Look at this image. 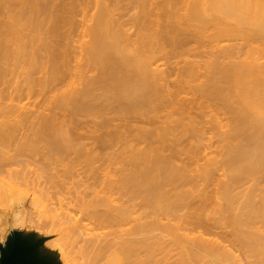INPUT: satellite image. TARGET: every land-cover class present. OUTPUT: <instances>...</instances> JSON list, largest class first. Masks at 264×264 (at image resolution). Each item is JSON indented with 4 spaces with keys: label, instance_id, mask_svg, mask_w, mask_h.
Returning <instances> with one entry per match:
<instances>
[{
    "label": "bare ground",
    "instance_id": "bare-ground-1",
    "mask_svg": "<svg viewBox=\"0 0 264 264\" xmlns=\"http://www.w3.org/2000/svg\"><path fill=\"white\" fill-rule=\"evenodd\" d=\"M0 118L66 178L119 160L81 264H264V0H0Z\"/></svg>",
    "mask_w": 264,
    "mask_h": 264
},
{
    "label": "rangeland",
    "instance_id": "rangeland-1",
    "mask_svg": "<svg viewBox=\"0 0 264 264\" xmlns=\"http://www.w3.org/2000/svg\"><path fill=\"white\" fill-rule=\"evenodd\" d=\"M93 13L94 10L91 14ZM91 24L92 22H89L87 25ZM211 33L213 32H208L209 35ZM85 40L87 41L88 39ZM228 43H221L220 46H225ZM231 43L229 44L231 45ZM172 66L170 65V67ZM18 69L17 72L19 73L21 69ZM16 76H18L20 83L25 79V75L23 74L21 77L20 75ZM38 76L36 77L38 78ZM19 81H16V83ZM17 85L20 84L17 83ZM21 86H24L23 82ZM42 98L43 96H38L30 101L25 100L20 105L34 104V102L38 104L40 100L42 101ZM27 106L29 107V105ZM1 120L3 118H0V122L2 123L3 121ZM11 140L13 141V139ZM11 140L8 139V142L4 141L0 143V170H7L8 173L13 170L22 171L27 176L23 182L18 181L19 183L17 180H10L12 177H9L10 175L8 174L0 176V252L5 251V255L11 253L13 239L17 236L19 239L22 238L33 245L40 246V248L48 253L52 264H81L83 259H80L79 250L80 248L83 249L81 247L83 246V237L80 236L79 231H83V227L85 226H87V229H93L96 222L93 214L94 208L88 205L94 199L95 193L103 190L107 179L105 176L120 167L119 160L108 161L104 167L106 168L104 171L96 172L104 161L101 160L93 163L89 158H82L80 161L74 163L73 168L75 171H78L75 172V175H77L76 173H84L85 176L81 175L80 177L78 176L79 178L77 176V178H72L69 175L71 171L69 172L66 166L67 170H64L65 167H62L64 166L62 164L52 165L51 160H47L42 154L38 153L40 150L38 152L32 151L30 148L34 146V142L31 145L32 143L30 144L31 141L29 140V143H26L31 145V147L26 144L27 146L25 147L24 145L23 149L22 146L20 150L18 147L21 144L17 143L18 141L12 144ZM18 144L20 145L18 146ZM16 147L19 152L16 151ZM35 149L37 150V148ZM7 159L9 160L8 165L3 168ZM63 170L64 172L67 171L69 173L67 175L71 178L68 176L66 178V173L65 176L62 173ZM49 171H52L51 173L53 171L54 173H57V171L60 173H58L60 178L54 180L55 184L53 182L46 183L45 181L48 175L47 172ZM112 174L109 175L111 179L113 178ZM100 196L103 197L104 194H100ZM17 217L20 220H17ZM68 219H73L77 222L79 229L73 231L71 225L68 224ZM8 240L12 241L9 249L7 248ZM15 252V256L19 255L20 250H16ZM163 255L161 254L160 256L164 257L165 255ZM15 256L13 257L14 259ZM162 257L159 260L163 259ZM170 257H166L169 260L166 259L168 262L172 261V257ZM173 258H175L177 264V258L179 257L175 255ZM2 259H0V264L2 263ZM32 259L36 261V264H43L38 253L37 255H33ZM167 261L164 260V262Z\"/></svg>",
    "mask_w": 264,
    "mask_h": 264
},
{
    "label": "water",
    "instance_id": "water-1",
    "mask_svg": "<svg viewBox=\"0 0 264 264\" xmlns=\"http://www.w3.org/2000/svg\"><path fill=\"white\" fill-rule=\"evenodd\" d=\"M40 246H36L31 244L30 242H27V240H24L22 238H15L13 239V247L11 250V253H8L4 256L2 259L1 264H36V261L32 259L33 255H37V252L39 251ZM20 250L19 255L15 256V251ZM9 256V257H8ZM15 256V259L13 258ZM50 256L47 258V262L45 264H52Z\"/></svg>",
    "mask_w": 264,
    "mask_h": 264
}]
</instances>
